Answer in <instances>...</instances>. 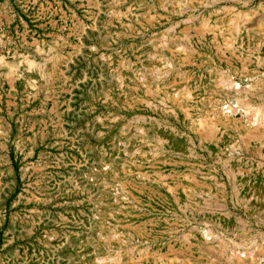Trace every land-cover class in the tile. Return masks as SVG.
I'll return each instance as SVG.
<instances>
[{
	"label": "rangeland",
	"instance_id": "1",
	"mask_svg": "<svg viewBox=\"0 0 264 264\" xmlns=\"http://www.w3.org/2000/svg\"><path fill=\"white\" fill-rule=\"evenodd\" d=\"M252 110L264 0H0V264H264Z\"/></svg>",
	"mask_w": 264,
	"mask_h": 264
},
{
	"label": "bare ground",
	"instance_id": "2",
	"mask_svg": "<svg viewBox=\"0 0 264 264\" xmlns=\"http://www.w3.org/2000/svg\"><path fill=\"white\" fill-rule=\"evenodd\" d=\"M225 84L230 88V89H235L234 86L231 84L230 81H226ZM235 84V83H234ZM253 109V108H252ZM249 111V110H248ZM239 119V118H238ZM249 119L254 121L253 125H250L248 130H252L251 132H248V136H255L259 132L264 130V113L258 111V110H252L249 114ZM251 123V121H249ZM248 122V123H249ZM219 123V122H218ZM247 123V125H248ZM212 125V124H211ZM248 255V254H247ZM250 255V254H249ZM246 257V256H244ZM158 259V258H157ZM119 261V259H118ZM117 263V262H116Z\"/></svg>",
	"mask_w": 264,
	"mask_h": 264
}]
</instances>
